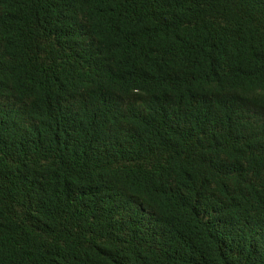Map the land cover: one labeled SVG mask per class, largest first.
<instances>
[{"label":"trees","instance_id":"trees-1","mask_svg":"<svg viewBox=\"0 0 264 264\" xmlns=\"http://www.w3.org/2000/svg\"><path fill=\"white\" fill-rule=\"evenodd\" d=\"M0 264H264V0H0Z\"/></svg>","mask_w":264,"mask_h":264}]
</instances>
